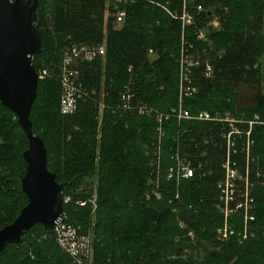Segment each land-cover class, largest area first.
I'll return each mask as SVG.
<instances>
[{
    "label": "trees",
    "instance_id": "obj_1",
    "mask_svg": "<svg viewBox=\"0 0 264 264\" xmlns=\"http://www.w3.org/2000/svg\"><path fill=\"white\" fill-rule=\"evenodd\" d=\"M105 3L41 0L36 25L43 49L33 65L49 74L39 79L30 114L33 131L47 148L49 170L66 182L64 214L84 233L92 228V264H264V0H135L123 5L126 19L118 29L112 17L105 21ZM183 4L191 16L188 24L179 18ZM214 16L217 29L209 25ZM103 42L104 57L75 64L86 94L73 114L61 115L63 51L72 44ZM183 54L196 61L189 73L196 92L184 100L185 108L206 110L218 120L169 117L159 134L156 114L178 106ZM123 95L152 111L123 108ZM226 116L238 130L231 135L230 160L251 184L253 220L242 237L241 211H236L228 220L233 234L223 240L217 234L224 224L219 183L232 130ZM28 143L16 115L0 101V229L28 203L21 187ZM176 153L195 167L191 178L167 179ZM156 170L158 180L152 175ZM89 178L96 179L93 216ZM0 264L72 262L53 230L36 224L20 243L5 247Z\"/></svg>",
    "mask_w": 264,
    "mask_h": 264
},
{
    "label": "water",
    "instance_id": "obj_2",
    "mask_svg": "<svg viewBox=\"0 0 264 264\" xmlns=\"http://www.w3.org/2000/svg\"><path fill=\"white\" fill-rule=\"evenodd\" d=\"M40 4L41 0H0V101L16 115L29 141L23 153L27 170L21 180L28 203L0 229V253L8 244L20 243L36 224L53 230L63 212L66 182H59L49 170L47 148L34 133L30 118L40 79L33 58L43 49L36 25Z\"/></svg>",
    "mask_w": 264,
    "mask_h": 264
},
{
    "label": "built area",
    "instance_id": "obj_3",
    "mask_svg": "<svg viewBox=\"0 0 264 264\" xmlns=\"http://www.w3.org/2000/svg\"><path fill=\"white\" fill-rule=\"evenodd\" d=\"M135 0H108V3L105 7L104 17L105 21L108 18L112 17V25L116 29L121 28L126 19V11L123 5L127 2L133 3ZM185 4V0H184ZM183 4V12L179 17L183 24L190 23L191 16L188 14L185 5ZM199 8V7H198ZM105 43H100L98 45L95 44H72L68 46L64 51L61 59L60 65V114L61 115H70L73 114L78 105V101L86 94L84 87L79 78V71L76 69L75 64L79 61H87L90 62L97 57H104L105 55ZM180 59V73H179V94H178V106L177 108L170 109L167 113H157L156 121L159 123L158 133L162 134L161 123L163 119H167L169 117H174L177 121L182 119L188 120H197V121H212L218 120V118L213 117L206 110H200L196 113H191L184 106V100L187 98H191L195 92L196 87L193 85L192 80L189 76L191 72V68L196 65V61L194 58L189 57L187 54L181 55ZM48 69H44L39 71L40 79H43L48 76ZM207 76L211 74V67H206ZM125 100V95H123L120 99L123 104V108H133L136 109L139 114H148L152 111V109L145 104H135L132 105L128 99ZM100 108H103V105L100 104ZM102 110V109H101ZM226 121L230 123L232 130L227 134V155L222 164L224 169V179L219 183V187L221 188V193L219 196V201L222 203V207H220L221 211L224 214V224L223 227L217 229V234L219 239H227L229 235L233 234V230L228 223L229 217L240 210L241 213L239 215L242 217L244 231L242 237H246L247 233V223L250 220H253L252 213L250 212L252 207L253 198L246 199L244 201L243 198L239 199L241 202L238 204L236 201V194H238V174L239 171L237 169V165L235 162L230 160V148L232 145L231 135H235L238 133V130L234 128L232 125L235 122L233 119L224 118ZM254 119L257 121L258 116L254 115ZM221 120V119H220ZM253 121H250L251 125ZM249 132L247 135V145L249 144ZM248 147V146H247ZM173 159H175V164L170 166L166 170V177L168 180H173L178 182L182 179H189L195 173V167L192 166L189 160L185 157H181L178 153L174 154ZM152 175L157 177L158 180V170L152 172ZM247 181V177L245 179ZM244 181V182H245ZM152 194L156 199H161L162 194L157 190H152ZM147 197H150V194L147 193ZM69 197H64L63 202H68ZM250 200V201H248ZM249 202V207H247ZM79 205H84V201L78 202ZM180 225H183L180 222ZM53 235L60 246V248L68 255L72 264H92L93 261V247H92V238L90 233H84L80 226H75L73 223L69 222L64 212H62V216L60 218V222L53 229Z\"/></svg>",
    "mask_w": 264,
    "mask_h": 264
},
{
    "label": "rangeland",
    "instance_id": "obj_4",
    "mask_svg": "<svg viewBox=\"0 0 264 264\" xmlns=\"http://www.w3.org/2000/svg\"><path fill=\"white\" fill-rule=\"evenodd\" d=\"M107 3H108V0H106V3H105V7H106V5H107ZM209 25H211V26H213V28L214 29H217L218 27H219V21H218V19L214 16V18L209 22ZM199 37L201 38V39H205L206 38V34H205V32H200V34H199ZM183 48V47H182ZM182 53H189L188 51H187V49H185V48H183L182 49ZM154 57V54H149V58H153ZM189 57H191V56H189ZM260 63H261V71H262V73H263V75H264V57H262L261 59H260ZM263 90H264V82H263ZM100 104H102L101 102H100ZM100 104H99V112H98V121H99V124H100V121H101V115H102V108H100ZM103 105V104H102ZM226 118H228V119H231L229 116H226ZM246 140V142H247V138L245 139ZM245 169H246V173L248 174V172H249V165H248V161L246 162V164H245ZM238 181H237V186H238V194H236V201L238 202V204H240V200L239 199H241V198H243L244 199V201H245V199H246V195H247V199H250V186H251V184H249L248 183V179H247V181H245V177H243L242 175H240V174H238ZM242 180H244L245 182L242 184ZM86 183H91V185H92V183H93V185H92V188H91V186H90V188L92 189V192H91V198H90V201H91V204L93 205L92 206V211H91V215L93 216L94 215V209H95V187H94V185L96 184V179L95 178H89V179H86ZM90 188H88V189H90ZM248 201H250V200H248ZM253 203V202H252ZM250 205H249V202H248V205H247V207H249ZM252 207H253V205H252ZM251 207V208H252ZM251 211V210H250ZM234 215V214H233ZM183 226V225H182ZM191 233L192 232H190L189 233V235L192 237V235H191ZM90 234H91V238H92V246H93V232H92V228H91V231H90Z\"/></svg>",
    "mask_w": 264,
    "mask_h": 264
}]
</instances>
